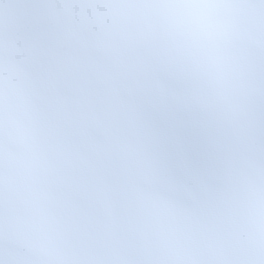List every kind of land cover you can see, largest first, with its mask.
Listing matches in <instances>:
<instances>
[{
    "label": "clouds",
    "instance_id": "obj_1",
    "mask_svg": "<svg viewBox=\"0 0 264 264\" xmlns=\"http://www.w3.org/2000/svg\"><path fill=\"white\" fill-rule=\"evenodd\" d=\"M0 264H264V0H0Z\"/></svg>",
    "mask_w": 264,
    "mask_h": 264
}]
</instances>
